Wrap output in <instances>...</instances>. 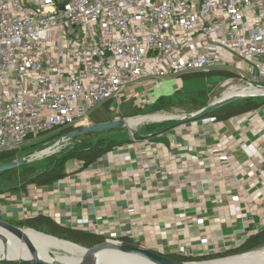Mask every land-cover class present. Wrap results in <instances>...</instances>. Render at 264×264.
Here are the masks:
<instances>
[{"label": "crops", "instance_id": "0c3cea01", "mask_svg": "<svg viewBox=\"0 0 264 264\" xmlns=\"http://www.w3.org/2000/svg\"><path fill=\"white\" fill-rule=\"evenodd\" d=\"M183 77H148L97 108L110 117L88 116L83 127L140 118L160 101L172 102L160 112L178 107L170 96L185 88ZM223 95L189 103L195 108L191 113ZM174 123L121 128L119 138L107 137L117 146L96 163L85 168L72 160L65 177L52 185L1 193L0 219L45 216L62 227L107 240L126 238L166 256L199 258L239 247L264 230V106L228 119Z\"/></svg>", "mask_w": 264, "mask_h": 264}, {"label": "built area", "instance_id": "2783aa9c", "mask_svg": "<svg viewBox=\"0 0 264 264\" xmlns=\"http://www.w3.org/2000/svg\"><path fill=\"white\" fill-rule=\"evenodd\" d=\"M211 71L264 91V0H0V153L148 77Z\"/></svg>", "mask_w": 264, "mask_h": 264}, {"label": "trees", "instance_id": "16d2710c", "mask_svg": "<svg viewBox=\"0 0 264 264\" xmlns=\"http://www.w3.org/2000/svg\"><path fill=\"white\" fill-rule=\"evenodd\" d=\"M211 76H219L225 79L234 78L236 75L227 71H211L208 73H193L186 75L189 78H206ZM201 94H204L203 92ZM109 103V102H108ZM194 97H191L190 104L197 106ZM171 101H160L154 104L149 109L141 111L138 116H145L170 108ZM264 106V97H248L237 100L235 102L226 104L214 110L208 116H215L219 119H228L230 117L247 113ZM133 118V117H132ZM73 128H67L60 132L50 133L49 135L41 136L42 140L35 142L32 146H43L51 141L65 137L72 132ZM97 137L95 141H88L90 137ZM71 144L62 149L60 152L53 154L43 159L41 168H38L35 163H28L18 169H14L0 174V194L4 192H13L17 190H27L29 186H49L65 177L66 165L69 161L76 160L83 164V167H88L96 163L100 158L111 151L117 142L106 137H101L99 134H90L87 136L76 137L71 139ZM30 147V146H28ZM27 147L22 150L5 151L0 153V165L9 163L22 157L27 151ZM21 228L33 229L37 232L56 237L58 239L66 240L68 242L80 245L85 248H91L95 245L102 244L107 241L104 236L96 233L85 232L75 228H66L59 226L51 218L45 216H38L35 218H28L21 221H8ZM124 245L138 246L134 242L126 238L118 240ZM264 247V230L256 235L251 236L242 245L234 249H228L221 253L209 254L203 257L194 258L183 255L167 256L173 260L182 262H199L209 261L214 259H223L233 257L241 254H246L249 251ZM58 253H61L60 251Z\"/></svg>", "mask_w": 264, "mask_h": 264}, {"label": "water", "instance_id": "95a60500", "mask_svg": "<svg viewBox=\"0 0 264 264\" xmlns=\"http://www.w3.org/2000/svg\"><path fill=\"white\" fill-rule=\"evenodd\" d=\"M240 99H243V96L235 95L233 97H229L226 99H221L219 101H215V102L211 103L210 105H208L207 107H205L204 109H202L201 111H199L195 114H190V115H186L183 117H169V118H166L164 120L165 121H175V123L173 125H171L172 127L173 126L174 127L180 126V125L186 124L188 122L197 121L199 119H202L203 117L211 114L214 110H216V109H218V108H220L226 104L240 100ZM127 122H128V120H125V119L120 120L119 119V120L108 121V122L101 123V124L80 127L77 130H73L72 132L67 134L65 137L68 140H71V139H74L76 137L101 133V132L108 131V130L121 129L124 127H128ZM28 163H29L28 159H22L20 157H17V159L15 161H11L9 163L0 165V174L14 170V169H18L22 166L27 165ZM0 228L11 233V234H13L14 236L19 238L20 240H23L28 246V249L30 251V257L29 258L0 259V261L15 263V264H98L95 261V256L97 254H99L100 252L105 251V250H115V251H118V252L125 254V255L136 256V257H139V258H141V259H143V260H145L151 264H199V263H209V262L221 261V260H226V259L246 255V254H243V255H238V256H233V257H228V258H223V259H216V260H211V261H205V262H182V261L173 260V259L167 257L166 255L156 253L150 249H146V248H143L140 246L124 245L122 243L114 242V240H107L106 242L99 244V245H95L91 248H85V247H82L80 245L68 242L66 240H62V239H58L56 237L45 235V234L37 232L33 229L18 227L16 225H14L8 221L2 220V219H0ZM27 231H34L37 234H40V235H43V236H46V237H49L52 239L67 242V243L75 245V246H80V247L84 248L85 255H84L83 259L77 263H66V262H62V261L49 262V261L42 258L41 252H39L37 247L29 239ZM0 238L3 240L4 243L7 242V237L5 235L0 234ZM52 256L54 258H57V256L54 253L52 254Z\"/></svg>", "mask_w": 264, "mask_h": 264}, {"label": "bare ground", "instance_id": "6f19581e", "mask_svg": "<svg viewBox=\"0 0 264 264\" xmlns=\"http://www.w3.org/2000/svg\"><path fill=\"white\" fill-rule=\"evenodd\" d=\"M238 89H241L242 91H244L242 95L243 97L252 95L253 92H264L261 89H256V88H251V87L232 86L223 95L222 99L229 98V96L233 97L232 93ZM166 118H168V115L156 114V115H151V116H145L140 119H131V120H128L127 123H128L129 128H135L138 125L145 123V122H152V121L157 122V121H162ZM60 146H61L60 143L57 142L55 146L49 147L46 150H42L43 152L38 153L37 157L52 153L53 151L59 149ZM0 234H3L7 237L6 243H4L3 240L0 238V259H6V258L7 259H18V258H29L30 257V251L28 249V246L23 240H20L13 234L1 228H0ZM27 234L31 242L34 245L40 247V249L38 248L37 249L39 250V252H41L42 258L49 262L62 261L66 263H77L81 261L85 255V250L81 251L79 248L74 247V245L72 244L37 234L34 231H27ZM46 249L60 251L64 254H68L71 256L72 259L70 258L64 259L60 257L54 258L52 255H50L46 251ZM95 261L98 264H151L139 257L125 255L115 250H105V251L100 252L99 254L95 256ZM199 264H264V249L260 251H256V252L253 251L252 253L239 256V257H235V258H230V259L215 261V262H209V263H199Z\"/></svg>", "mask_w": 264, "mask_h": 264}, {"label": "rangeland", "instance_id": "374dc122", "mask_svg": "<svg viewBox=\"0 0 264 264\" xmlns=\"http://www.w3.org/2000/svg\"><path fill=\"white\" fill-rule=\"evenodd\" d=\"M183 79L186 81L185 85H184L185 88L183 86L184 89L181 90V92H175L174 91L172 93L173 95H171V96L169 95L171 97V100L174 101V105L178 106V107H173L171 109H168L165 112H157V113H154V114H151V115L163 114V115H171V116L173 115V116H179V117L185 116L186 114L190 115V114H192L191 112H193L195 110V108L193 106H189L191 97H194L196 99V102H200V103H203V104L204 103H208L209 98L214 97L216 95L219 96V94L222 96L226 91H228V88L230 86L239 84V82L237 80L236 81L233 80V79L232 80H227V79L224 80V78L213 79V77L206 79V81H205V78H188V77L184 78L183 77ZM227 82H232V83L228 84ZM239 90H241V89L235 90L232 93V96H234V95H241L242 96L244 91H242V90L239 91ZM197 91H205V93L204 94L195 93ZM97 108H95V109H97ZM105 111L106 110L104 108H99V109L95 110L92 113L90 112L91 114L89 113L88 116L92 120H96L97 116H101L102 114H104V116H109L110 117V115L107 112H105ZM149 115H147V116H149ZM139 117L142 118L144 116H139ZM140 118L136 117V119H140ZM130 119H135V118H130ZM130 119H126V120H130ZM147 123H152V122H145L144 124L138 126L135 129H140L141 127H143ZM126 129H131V128L126 127ZM120 131L121 130H119V129H114V130H108V131H104V132L96 133V134H99L101 137H106V138L108 136H110V138L112 139L113 137L114 138H119V136H117L116 133H118V132L120 133ZM96 139H97L96 136L95 137L92 136V137L88 138L87 140L88 141H95ZM62 140H64V137H61V138L56 139L54 141H51L50 143H48L46 145H43V146H34L33 147L32 146L33 144L29 145L30 147H27L28 148L27 151L23 154V156L21 158L22 159H28L30 163H35L38 168H41L43 159H45L47 155L38 156L37 157V154L43 152L42 150H46L49 147L55 146L57 144V142H61ZM70 144H71V141L63 142L62 147L60 148V150L58 152H60L64 148L68 147ZM36 247L38 249H40V247H38V246H36ZM74 247L79 248L81 251L84 250L80 246H75L74 245ZM262 249H264V247L249 251L246 254L252 253L253 251L254 252L260 251ZM46 251L50 255H52L54 253L55 255H57V257L64 258V259H69V258L72 259L70 255L64 254L62 252L58 253L59 251H55V250H51V249H46ZM180 255H182V254H180ZM241 255H243V254H241ZM183 256H186V255H183ZM214 260H216V259H214ZM209 261H211V260H209ZM199 262H205V261H199ZM0 264H15V263H9V262L0 261Z\"/></svg>", "mask_w": 264, "mask_h": 264}]
</instances>
